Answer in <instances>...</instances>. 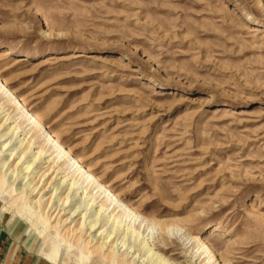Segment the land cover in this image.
<instances>
[{
    "label": "rangeland",
    "instance_id": "obj_1",
    "mask_svg": "<svg viewBox=\"0 0 264 264\" xmlns=\"http://www.w3.org/2000/svg\"><path fill=\"white\" fill-rule=\"evenodd\" d=\"M0 80L25 106L0 90V212L43 259L110 264L71 233L85 213L55 220L69 190L33 164L52 136L147 220L131 230L169 264H206L203 246L216 264H264V0H0ZM131 237L122 251L141 244Z\"/></svg>",
    "mask_w": 264,
    "mask_h": 264
},
{
    "label": "bare ground",
    "instance_id": "obj_2",
    "mask_svg": "<svg viewBox=\"0 0 264 264\" xmlns=\"http://www.w3.org/2000/svg\"><path fill=\"white\" fill-rule=\"evenodd\" d=\"M0 90L2 91V93L4 95L6 94L5 92L10 94L9 98L10 99L14 98V100H17L18 103H20L22 105V107H24V109H25V106L22 103V101L18 100L15 97V95L10 91L8 86L1 80H0ZM32 118H34L36 120L38 125H40L42 128L44 127L41 124V122L34 115L32 116ZM6 125L7 124L5 123L0 128H4ZM18 129H19L18 127H13V128L7 127L6 130H9V133L3 134V136L1 138H4L5 136L9 135L10 132H12L11 136L17 137ZM51 138H52L53 144H54V142L57 143V148H55L51 144L50 139L47 140L48 150L47 151H46V149L39 150L35 154V157L33 156V164H37V167H39V168L42 167L43 164H49L46 172L42 175V177H46L48 174H50V176L55 175L52 178V181H54V184H55L54 190L56 193L59 190L61 192L64 191V189L69 190V193L67 195V201L64 202L60 206L59 210L56 209L53 213V214L56 213V219L55 220H57L60 217L64 218L65 216H67L68 218L64 222V224H66L69 221V219H71V221H70V224H71V223H73V221L76 218H78L79 216H81L82 214L85 213L83 215L84 222L81 223L80 227L77 230H75V231L72 230L71 233L75 236H79V238L82 240L85 237H87V239L85 240V241H87V243L85 244L86 248L90 249L92 244H94V243L95 244L93 245L92 248H94L95 246H97V244H99L98 247H95V251H94L96 254H98V256H101V257L104 256L105 257L106 256L105 253L109 250V254L107 255L105 260H110V264H139L140 259L145 260V258H143L144 256L141 258L142 252H144V251H145V254L151 253L152 256H156L159 259V261L162 262V264H169L165 260V258H162V256L159 255L157 252V251H161V252L167 253L169 250L166 247L152 244L149 242V239H146L145 237L140 239V235L135 233L134 232L135 230L134 231L131 230V228L135 227L136 225L138 226L139 230H141L142 227H144V229H146L147 220H144V219L141 220L140 215L135 213V210H133L130 206H128L124 202H122L118 196H116L113 192H111L106 186L101 184L99 182V180L90 173V171L83 168L80 165L79 161L77 159H75L74 156H72L71 153L65 147H63L55 137L51 136ZM29 148L32 149L33 146L29 145L28 147L24 148V150L22 152H19L12 159V163H15L16 161H18L16 166H19L23 162V160L25 158L24 157L25 154L27 155V152H25V149H29ZM49 151H53V153H57V158L59 157V158L63 159L64 163L69 166L68 167V169H69L68 173L64 172L61 168H59V166H57L58 162H56V160H55L56 158L52 161L50 160V157L53 154L49 155L47 157V153ZM12 154L9 155L10 158L13 157ZM10 158L9 159L7 158V161L10 162V160H11ZM22 165H24V163ZM30 167L32 168L31 164L28 165L23 170L27 171L30 169ZM71 169H74V173H75V175H77V177L80 176V180L82 181V185L85 186L84 188L81 187L83 189V191L81 193H79V191H78L79 189H77L78 183L73 181L74 176H71V177L69 176L71 173L70 172ZM95 191H97V192L94 194ZM61 192H60V194H61ZM71 193L75 196H79L81 194L85 195V197L84 196L83 197L85 200H88V201L85 202L86 208L84 207L85 209L83 211L79 212L81 207H79V208L77 207V209H75V211H73V209H69L71 207V205H69L68 200L70 197H68V196H70L69 194H71ZM33 194H34V191H32L30 195L32 196ZM83 197H81V198L83 199ZM101 198H102V200H100ZM74 199H76V197ZM35 204H37V205L39 204L41 206L42 202L39 201V202H36ZM119 214L127 215V216L131 217V219L133 218L134 221L132 222L133 223L132 226L128 227L127 229L122 228L123 224H122V226H120L119 223L117 222V220L119 218L118 217ZM87 215L89 216L88 218H86ZM50 219H52V214L48 215V220L50 221ZM130 223H131V221H130ZM46 224L47 223H45V225ZM39 225H41V224H39ZM108 226H111L110 228H113V229L108 231V233L105 234V236H102L104 234V232H106L104 229ZM136 232H138V231H136ZM43 233L44 232L42 231L40 234H43ZM122 235H131V236H133L131 238L134 239V237H135V239H137V241L142 240V242H140L141 244H139L138 246H136V244H135L133 247L126 248L124 251H122L124 246L120 248V243L118 245L119 241L116 242V238L118 236H122ZM149 235L150 234H148L147 236H149ZM193 240L196 241V238H193ZM100 241H101V243H99ZM134 241H136V240H134ZM136 247H138L137 250H136ZM201 249H202V252L199 256V259H201L204 256V260L208 259L206 264H209V263L216 264L217 263V260L215 258V254L211 251L209 246H203ZM136 253H139V255H136ZM63 258H64V254L60 253L59 251H57L55 249L51 250L49 252V254L46 255V260L51 262V263H54V264H60L61 262H63L62 261ZM76 264H82V263L80 261L79 262L77 261ZM190 264H195V263L193 260H191Z\"/></svg>",
    "mask_w": 264,
    "mask_h": 264
},
{
    "label": "crops",
    "instance_id": "obj_3",
    "mask_svg": "<svg viewBox=\"0 0 264 264\" xmlns=\"http://www.w3.org/2000/svg\"><path fill=\"white\" fill-rule=\"evenodd\" d=\"M14 221L13 226L11 222ZM19 222L7 220L6 214L0 212V264H50L35 252L33 237L26 245L22 244ZM54 264V263H51Z\"/></svg>",
    "mask_w": 264,
    "mask_h": 264
}]
</instances>
